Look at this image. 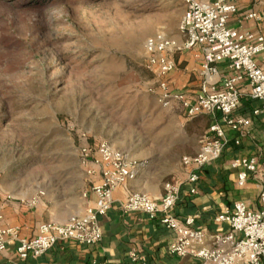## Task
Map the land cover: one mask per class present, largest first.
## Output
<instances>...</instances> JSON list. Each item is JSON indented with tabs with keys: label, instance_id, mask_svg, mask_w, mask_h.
I'll list each match as a JSON object with an SVG mask.
<instances>
[{
	"label": "rangeland",
	"instance_id": "obj_1",
	"mask_svg": "<svg viewBox=\"0 0 264 264\" xmlns=\"http://www.w3.org/2000/svg\"><path fill=\"white\" fill-rule=\"evenodd\" d=\"M243 4L264 10V0ZM184 13L181 0H0V198L45 193L76 206L84 145L161 168L180 155L189 143L173 145L179 113L160 102L145 44L184 41Z\"/></svg>",
	"mask_w": 264,
	"mask_h": 264
},
{
	"label": "built area",
	"instance_id": "obj_2",
	"mask_svg": "<svg viewBox=\"0 0 264 264\" xmlns=\"http://www.w3.org/2000/svg\"><path fill=\"white\" fill-rule=\"evenodd\" d=\"M181 1L185 6L180 26L184 41L158 35L145 44L146 68L159 79L160 102L163 106L178 102L188 118L197 115L220 117L225 127L244 136L251 122L235 116L241 101L238 85L245 81L249 97L260 102L264 110V10L252 11L245 16L246 21L260 25L259 31L252 32L230 26L231 19L239 13V0ZM195 47L201 50L206 73L217 75V66L221 63H227L231 73L219 86L213 82L210 88L204 87L201 94L192 99L187 94L170 91L167 77L176 69L175 55ZM224 126L218 122L212 125L201 137L195 156L183 157V165L192 171L187 182L193 185L190 190L193 195L198 192V171L220 159L228 147ZM240 144L241 141L237 140L236 145ZM79 158L87 176L92 179L84 196H93L94 204L84 215L71 218L62 225L45 222L39 226L37 236L29 239L21 236L19 228L5 226L0 215V251L15 244L18 257L27 260L46 254L63 242L86 246L101 242L100 218L111 211L115 203L114 190L136 179L137 164L106 142L82 146ZM232 167L238 172V187L245 188L251 175L257 174L258 161L249 157L236 159ZM261 189L260 209L254 210L245 202H236L232 210L214 217V233L196 227L198 215L183 219L175 216L180 197L178 184L167 183L160 200L148 194L134 193L121 203V210L126 215H147L173 231L176 236L170 247L173 256L200 259L203 264H264V185ZM130 260L145 261L135 250L130 252Z\"/></svg>",
	"mask_w": 264,
	"mask_h": 264
},
{
	"label": "crops",
	"instance_id": "obj_3",
	"mask_svg": "<svg viewBox=\"0 0 264 264\" xmlns=\"http://www.w3.org/2000/svg\"><path fill=\"white\" fill-rule=\"evenodd\" d=\"M212 1V0H206ZM239 0V13L230 21V26L240 30L257 32L260 25L246 21L244 18L252 11H263L259 7L248 8ZM183 38V37H182ZM183 42V41H182ZM199 47L191 51L176 54V69L167 77L169 89L174 94L184 93L192 99L196 98L204 87L210 88L213 82H220L227 78L229 72L227 63L217 66L218 74L211 76L203 68ZM241 92V101L235 116L247 118L251 125L244 136H240L230 128L224 126L220 117L197 115L188 118L180 104L171 102L163 106L169 113L177 114L178 135L171 136L174 146L186 145L180 155L167 160V168H161V162L148 158L143 163L138 162L135 180H129L113 192L115 203L111 211L100 218V227L103 237L96 246L78 245L74 242L57 244L46 254L27 260H21L16 252V245L12 244L6 251H0V264H203L200 259L192 257H176L170 252V247L175 241V234L159 221L150 219L147 215L133 213L126 215L121 210V203L134 193L148 194L160 200L165 194V185L173 183L180 185V197L177 203L175 216L183 219L189 215H198L196 227H204L209 233H214L216 224L214 217L229 212L236 202H245L254 210L261 208L259 195L264 185V110L263 105L252 100L248 93L247 83L238 85ZM160 99V92H159ZM260 111L256 115L255 112ZM173 116L172 119H174ZM220 123L224 126L228 147L220 159L210 166L198 171L200 180L197 183V193L191 194L193 185L188 183L190 168L183 165V157H193L199 151V136L207 134L212 125ZM176 129V130H177ZM171 135V134H170ZM240 140L241 144L236 145ZM172 144L168 149H172ZM127 158L133 159L126 155ZM246 157L256 158L258 170L256 175H251L245 188L238 187V172L232 167L236 159ZM175 160H180L177 164ZM170 161V162H169ZM85 170V169H84ZM87 188L92 179L84 171ZM94 204V197L83 196L76 206H66L64 203L51 201L45 193L35 195L32 199H19L11 197L0 198V215L4 218V225L17 227L24 238L37 236L38 228L45 222L57 224L66 223L74 217H79L87 212ZM73 208V209H71ZM135 250L143 261L130 260V252Z\"/></svg>",
	"mask_w": 264,
	"mask_h": 264
}]
</instances>
